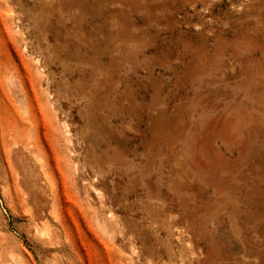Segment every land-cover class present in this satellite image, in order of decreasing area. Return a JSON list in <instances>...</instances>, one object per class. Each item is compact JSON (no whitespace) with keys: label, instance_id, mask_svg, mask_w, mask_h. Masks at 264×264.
I'll list each match as a JSON object with an SVG mask.
<instances>
[{"label":"rangeland","instance_id":"rangeland-1","mask_svg":"<svg viewBox=\"0 0 264 264\" xmlns=\"http://www.w3.org/2000/svg\"><path fill=\"white\" fill-rule=\"evenodd\" d=\"M0 264H264V0H0Z\"/></svg>","mask_w":264,"mask_h":264}]
</instances>
